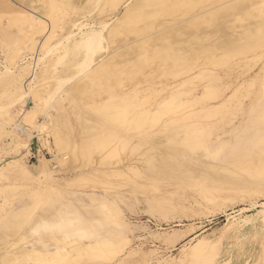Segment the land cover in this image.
I'll use <instances>...</instances> for the list:
<instances>
[{"label":"rangeland","instance_id":"rangeland-1","mask_svg":"<svg viewBox=\"0 0 264 264\" xmlns=\"http://www.w3.org/2000/svg\"><path fill=\"white\" fill-rule=\"evenodd\" d=\"M15 1L17 5H24L39 14H46L48 13V2L51 0ZM56 1L59 3L54 4L53 12L60 15H58V25L61 27L63 22L68 25H63L64 27H61L63 30L55 26L57 28L56 36L47 38L48 23H46L44 30L36 33V31H33L36 28L28 27L27 22L24 24L16 6L10 10L4 9L2 0H0V15H7L8 19L9 16L15 18V14L20 16L17 18L18 23L8 21L10 24L7 23V17L1 15L2 19L0 16L2 19L0 21V106L9 108L13 91H18L16 97L20 101V97L23 95L18 94L19 90L16 86L23 89L28 86L30 81V91L24 95L25 97H21V99L29 97V102L21 100L20 105L19 103L16 105V100L14 103L15 108L22 107L30 110L31 99L34 97L33 91L39 89L48 91L50 98L43 107L42 113L37 114L36 122H44L46 126H51L49 116H52V113L55 114L56 103L60 102L64 106H62L60 113L63 115L61 117L62 122L66 126L70 137L72 146L70 149L73 148L76 151V158H72L70 149L63 146L56 147L53 144L52 131L47 129L43 132L37 127L38 123L34 125L20 123L33 133V138L31 137L28 146L25 148L26 150L12 144L8 133L11 129L8 126L3 128L4 131L0 133V264H173L174 262V264H224L227 261L228 264H262L264 260V215L261 210L262 204H264V174L259 176L263 181L260 187L255 188L249 183L242 187L244 190L250 188L248 189L250 191L242 192L236 186L232 187L234 191H223L221 186L218 185L213 186L212 192L207 193L203 190V184L202 186H193L191 180L180 178L176 174V176L173 174L162 176L155 165L160 154L172 155L171 153L174 151L177 156H181L183 159H189L192 154L188 151L184 153L180 149L174 148L173 151L167 149L166 145L169 141H180L184 135L182 132L161 130V125L168 119L174 116L197 113L196 120L200 122L197 125L200 129L199 133L196 134L197 141H200L201 144H207L214 140L215 145H217L219 141L232 139L229 133L242 124L243 119L246 118L248 107L251 103H256V98L260 96L262 92L260 76H257L256 87L255 85L252 86L249 81L256 76V72L264 67V57L263 59L262 57L257 58L258 51H244L243 43L246 40V33L242 32V28L238 27L239 25H236L237 21L233 22L235 26L233 31L230 29L228 31L227 28L219 25L214 28L215 30L213 29V32L212 29L201 25L200 29L202 31L216 35H211L209 40L208 37L202 38L203 34L202 39L182 36L177 41L178 43L172 44L171 49L179 53L185 60L183 69H175L171 62H164L153 54V48L148 42L154 37L153 35H157L156 33L161 26L174 24L173 26L177 27L185 25L192 14L199 11L200 6L192 11L182 10L176 15H159L156 18L147 20L145 23L133 24L129 20H125L119 27L118 33L112 37H109L107 30H105V50L99 53L103 58L108 54V50L111 53L110 56H114L115 53L124 51L117 50L113 53L112 50L119 46L129 44L130 47H134L138 44V49L125 50L127 53L123 57H114L116 66L113 69L118 73H125V77L123 76L124 83L140 84L138 88L141 91L144 90L143 95H138V98L132 99L138 105L135 110L151 109V114L160 110H163V112L159 115L156 124H133L131 126L132 130L129 131L128 135L130 136L128 139L131 138L130 141H132L131 147L128 145L126 148H122L121 145L111 144V146H107V149H105L106 147L104 149L98 148L97 151V147H94L92 143L84 145L85 139L91 135L90 130L95 131L96 125L88 115H85L86 113H83L85 111L81 112L80 108L76 109V107H81V110L86 108L88 110L93 105L101 104L108 107L109 102L105 100L106 95L103 93V89L96 86L98 90H94L93 84H91L92 91L87 92L88 95L85 92L78 104L71 103L68 100L62 101L66 91L70 89L77 90L79 83L86 81L88 72H86V67L80 69L82 71L74 70L72 65L79 61L82 55L76 54L74 58L71 57L73 53L63 56L61 46L79 34V31L81 33L82 28L84 31L90 29V26L100 29L103 22V24L112 23L113 20L121 16L126 3L130 1L133 3L137 0H113L119 12L118 16L106 12L105 4L108 0H93L95 2L79 0L80 3L78 0H70L71 2H68L70 4L67 3L69 0ZM142 1L144 0H139V2ZM211 2H214V0L205 1L201 6ZM56 4H59V6L57 5V7ZM68 5H71L70 7L74 9L70 8L72 10L70 11ZM90 6H93L92 9ZM81 7L86 12H83ZM97 7H99V10L96 9ZM142 11L146 12L147 9L143 7ZM70 12L72 15H69ZM256 14L257 10H254L251 18L254 19ZM56 15V19L53 18L55 24L52 22L54 25L57 24ZM60 18L62 19L61 25L59 24ZM243 18L247 19L246 16ZM251 18L249 16L248 21H253ZM74 19L83 21V25L72 27L73 32L66 35L69 21ZM164 21L167 23L161 25ZM248 29H250V32L255 31L253 25H250ZM56 44H58L57 47ZM37 45H39V49ZM190 45L196 48L197 51H191L189 49ZM203 46H208V53L211 54L210 64L205 66L198 62L199 64L195 66V58L192 57H196ZM149 47L151 49H148ZM47 48L50 50H47ZM251 56L252 60H249L246 66L240 65L242 61L250 59ZM33 57H37V59ZM257 59L261 62H258ZM38 60L40 63L37 62ZM33 62H37L36 65ZM65 63L68 67L65 66ZM43 73L46 75L45 78ZM125 78L132 79L126 81ZM59 80L61 83L64 82L65 86H61ZM183 80H186L185 85L182 87L184 89L177 87ZM21 81L22 83H20ZM109 84L114 93L121 95L125 90L126 93L133 96L130 85L118 87L113 81ZM245 84L248 86L245 87ZM239 87L241 88L239 92H236L234 100L237 102L238 99L242 102L243 112L232 111L230 113L225 108V110H222L223 112L220 110L219 114L213 116H208L204 112L199 113V110L207 106L220 105ZM170 88L177 97L173 101L174 103L178 101L185 102V105L178 109L175 114L165 112L163 105L157 106L159 102L168 99ZM215 89L216 91H214ZM208 96L210 100L209 98L203 100L204 97ZM235 101L233 103H236ZM193 102L194 106L192 105ZM262 107L264 109V105ZM51 109L54 112L50 113ZM226 113L229 115L227 116ZM220 118L225 119V121H221ZM89 122L93 126L90 124L89 129H87ZM79 123L80 125H78ZM85 127L89 134L84 131ZM250 128V132H252L255 131L256 127L250 126ZM145 129L146 132L150 133L149 140L147 138L146 141L150 142H145L143 146L138 136ZM200 132L202 133L200 134ZM207 134L211 136L206 137ZM20 136L23 137L24 135L20 134ZM39 137L48 140L49 143L46 144L45 141L39 143ZM89 144L92 145V151H90ZM83 145L84 149L82 148ZM87 146L90 150L87 149ZM115 146L117 151H114ZM48 147L50 148L48 149ZM21 150L25 151L22 152ZM87 151L90 152V155ZM95 151H97V154ZM201 151L202 149H199L193 151V153L202 155ZM234 151L232 148H227L222 152L223 155L220 154L221 156L206 160L207 164L210 165L209 168L212 167L206 173L205 179L207 181L214 180V175L218 173L226 177L223 180L226 184L225 181L231 180L240 173V170L244 167L242 165H246L250 158L243 156L246 159L244 162L243 158L241 160L240 156L236 155L238 151L235 149ZM111 152L114 153L113 157L115 155L118 160L110 157L112 160L110 164L107 157L112 154ZM225 152L226 154H224ZM232 152H234V155ZM227 154L229 156H226ZM62 155L68 158L67 163L58 165L59 156L62 157ZM88 155L89 157H87ZM224 155L229 159H226ZM17 157L20 158L19 162L21 163L16 164V166L14 162H17ZM221 157L224 158V163ZM38 158L44 159L49 164L47 174L42 168L33 167ZM234 159L241 164L233 163ZM234 167L236 168L232 169ZM14 169L21 171L22 175L30 178L31 182L22 180L21 177L18 182L11 184L4 181L2 175L10 173ZM226 175H228V178ZM251 187H253V191ZM209 196L212 200H206ZM110 204L113 206H109ZM109 207L112 209H109ZM173 232L176 233L175 236L167 239L168 234H173ZM183 251H186L187 258H183ZM191 255H193L192 258ZM228 258H231V261ZM170 260L174 261L171 262Z\"/></svg>","mask_w":264,"mask_h":264},{"label":"bare ground","instance_id":"bare-ground-1","mask_svg":"<svg viewBox=\"0 0 264 264\" xmlns=\"http://www.w3.org/2000/svg\"><path fill=\"white\" fill-rule=\"evenodd\" d=\"M71 1L69 0V1H67V3L68 2H71ZM91 1H93V0H91ZM205 1H209V0H144L142 2H139V0H137V1H134L133 3H132V1H130V2L128 1L129 3H126L125 4L124 9H123V12L121 13V16L120 17H117L115 20H113L112 23L110 22V24H108V23L107 24H103L104 23L103 22L101 24V26H100L101 27L100 29H96L97 27L96 28H92V26H90V29H87V30L84 31L83 28H82L81 33L79 31V34L76 33L77 34L76 36H74L73 38H71L70 40H68L64 45L61 46V48H62V51L61 52H63V56H68V55H70V54L73 53L74 55L72 54L71 57L73 56V58H74L76 56V54L77 55H79V54L82 55V58L79 61L75 62L72 65V67H73L74 70L77 69V71H78V70H80L82 68L85 69V67H86L87 68L86 69V72H88V75L86 77V81H82L81 83H79V86L77 87V90L70 89L69 91H66L65 92V97H64V94L62 93L63 94V97H64L62 99V101L63 100L64 101L65 100H68L71 103H77L78 104V102H80L79 101L80 98H82V95L85 92H86L85 94H87V92L92 91L91 89H93V88H91L92 87L91 84H93V86L95 87L94 90L97 89V87L99 89H103V91H104L103 93H105V95H106L105 100H108V102H109L108 107H106V105H104V104L97 105V106L96 105H93L91 108L88 107V108H90L88 110H87V108L81 110V107H76V109L77 108H80V111L81 112L82 111H85L83 113H86L85 115H88L92 119V121L94 122V124L96 125V130L95 131L94 130L93 131L90 130L91 135L88 136L85 139L84 145H88V143H92V145H94V147H97L96 150L98 148L104 149L105 147H106L105 149H107V146L108 145L111 146V144L121 145L122 148H126L128 145L131 147V145H130L132 143V141H130L131 138L128 139V137H130V136H128L129 135V131L132 130L131 126L133 124H135V125H138V124H146V123H148L150 125H152L154 123L156 124V122L158 121L159 115L163 112V110H160V111H157V112L151 114V112H152L151 109L150 110L149 109L135 110V108L138 107V105H136L135 102L132 101V99L136 98L138 95H141V94L143 95L144 90L141 91V89L138 88V85H140V84H136V83H133V82H130V84L124 83L123 82V79H124L123 76L125 77V73L124 72H119L118 73V72H116V71L113 70L114 67L116 66V64L114 63L115 62L114 61L115 60L114 57H116V56L123 57L124 55H126L127 51H129V50H131L133 48L134 49L135 48L138 49V44L135 45L134 47H130L129 44H127V45L125 44V45L119 46L116 49L114 48L115 50H112L113 53H115L117 50H124L123 52L115 53L114 56L113 55L110 56L111 53H109V50H108V54L104 58L101 55H99V53H101L102 51L105 50L104 42L106 41V37L104 35V31L107 30L108 36L109 37H112L114 34L118 33L119 27L123 24V22L125 20H129L130 23H133V24L145 23L147 20L156 18L159 15H165V16H168V15L170 16V15H173V14L176 15L178 12L180 13V11H182V10H184V11H192L196 7L200 6L199 11L198 12L195 11V13L192 14L190 20L185 25L177 26V27L176 26H173L174 24L173 25L161 26L160 30L156 33L157 35H153L154 37H152L149 40V42H148V44H150L152 46L154 53L152 51L151 52L153 54H155L157 57H159L160 59H162L164 62H168V61L171 62L172 66H174L173 68H175V69H183V67L185 65V60H184V58L182 56H180L179 53L174 52L171 49L172 44H176V42L182 36H187V38H201L202 37V34H203L204 36L202 38H204V37L207 38L208 37V40H209V37L211 35H213V34H211V32H207V31L204 32V31H202V29H200V26L201 25L202 26L204 25L206 28L208 27V28H210L212 30L215 27L221 25L222 27L227 28L226 30L230 29V30L233 31V27H235L233 22L234 21H237V24L236 25L237 26L239 25L238 27L239 28H242V32L246 33V40L243 43L244 51L245 52L258 51L257 58L260 59V57H262V59H263V57H264V31L262 33V30H264V0H214V2H211L210 4H206V5L201 6L202 3L205 2ZM56 2H57L56 0H55V2H53V0H51L50 2H48V5H49L48 8H47L48 9V13H46V14H42V13L39 14L36 11H33V9H31L29 7H26V6L20 5V4L17 5V2L15 0H2V3L4 5V9H9L10 10V9L14 8V6H16L18 8V11L17 12L21 15V18L24 21V24H26L25 22H27L28 23V27H31V28L34 27V28H36V29L33 28L34 29L33 31H36V33L44 30L46 23H48V25H47V28H48V37L47 38H53L54 36H56V34H57V30L56 29L57 28H55V26H58V29L60 28V30H61L62 29L61 27L63 25H66L67 24V23L64 24L65 22H63V25L61 27H59V25H58V18H59L58 15L59 14L56 15V13L53 12V9L55 8L54 7V4ZM64 2H66V1H64ZM93 2H95V1H93ZM57 3H59V2H57ZM79 3H80V1H79ZM68 4H70V3H68ZM94 4L96 5V3H94ZM57 5L59 6V4H56V6ZM105 5H106V7H105L106 12L111 13L114 16H118L119 15V12L116 9V5H115V2L113 0H108V2H106ZM70 6L71 5H68V7H69L68 9L69 10H70V8L71 9H74V8H72ZM84 6H86V4H84ZM90 7L92 9L93 6H90ZM99 7H97L96 9H98ZM143 7L147 9L146 12L145 11H142ZM254 10H257V14H256L255 18L253 19L251 17H252V12ZM70 11H72V10H70ZM61 12H63V11H61ZM83 12H86V11L83 9ZM58 13H60V12L58 11ZM78 14H79V12H78ZM88 14L90 15V12ZM1 15H3V14H1ZM55 15L57 16V24L56 25H54L55 24L54 19H56L55 18ZM69 15H72L71 12H70ZM178 15H180V14H178ZM4 16L5 15H3V17ZM245 16H246L247 19L243 18ZM249 16H250L251 19H253V21H248ZM1 17H0V21H2V19H3V17H2V19H1ZM5 17H7V15ZM14 17L15 18L9 16V19L7 17V23H9V22L10 23H12V22L13 23H15V22L18 23L17 22V18H19L20 16H18L17 14H15ZM61 18H63V17H61ZM61 18L59 19V21H60L59 24L60 25H61V21H62ZM19 21H20V19H19ZM23 21H22V23H23ZM165 22L166 21H164L163 23H161V25H164V24L167 23V22L166 23ZM50 23H51V25H50ZM82 23H83V21H80V20H77V19H74V20L69 21V27H68V31L66 32V35L73 32L71 30L72 27L81 26V25H83ZM250 25H253L255 27V31L254 32H250V29H248V27H250ZM15 26H16V24H15ZM17 26H18V24H17ZM22 27H23V25H22ZM98 27H99V25H98ZM19 29H20V27H19ZM21 30H19V31L20 32H24V31H21ZM214 30H213V32H214ZM239 30H241V29H239ZM239 30H237V31H239ZM60 32H62V31H60ZM46 34H45V36H46ZM71 36H72V34H71ZM213 36H216V35H213ZM184 39H183V41H184ZM221 42L223 43V41H221ZM225 43H227V42H225ZM57 45L58 44H56V47H57ZM38 46L39 45H37V48H38ZM209 47H211V46H209ZM148 49H151V48L149 47ZM189 49L191 51H197V49L196 48H193L191 45H190ZM47 50H50V49L47 48ZM125 50H127V51H125ZM200 50L201 51L198 54H196V57L194 55H193L194 57H192L193 59L195 58V60H194L195 61V63H194L195 66H196V64L198 65L199 63H201L202 65H205V66L206 65H209L210 64V61H211V58H210V55L211 54L208 53V46H203V47H201ZM51 51H53V50H51ZM136 52H138V51H136ZM46 53H48V51H46ZM42 55H43V52H42ZM252 56L250 57V59H247V60L242 61V63L240 65L241 66H244V65L246 66L247 63H248V61L249 60H252ZM37 57H35V58L33 57V58L34 59H37ZM71 57L69 56V59ZM132 58H134V57H132ZM67 59H68V57H67ZM129 60H130V58H129ZM240 60H242V59H240ZM145 61H146V59H145ZM253 61H254V59H253ZM259 61L260 60H258V62ZM37 62L40 63L39 60ZM54 62L56 63V61H54ZM128 62H131V61H128ZM36 63L33 62V64H35V65H36ZM55 63H53V64L55 65ZM66 63H65V66L68 67V65H66ZM53 64H52V66H54ZM69 65H71V64H69ZM46 68H47V65H46ZM52 69H53V67H52ZM203 70H207V69H203ZM25 71L26 70L24 69V73H25ZM80 71H82V70H80ZM30 72H31V70H30ZM45 73L47 74V72H45ZM256 73L257 74L254 77H252V75H251L252 78L251 79L249 78L250 79L249 83H251L252 86L255 85L256 84V81H257V76H260V79H261L260 85L262 87V92H261L260 96H258L256 98V103H251V105L248 107L246 118L243 119L241 117L243 119L242 124L240 126H238V127H235L229 133L232 136V139H230L229 141H219V143L217 145H215L214 140L212 142H208L207 144H205L204 142H203L204 144H201L200 141H197L198 140L197 139L198 137H197L196 134L199 133V130H200L198 128V126H197L200 123L198 120H196L197 113H189L188 115H185V116L184 115L183 116H174V117L168 119L166 122H164L163 125H161L160 129L161 130L163 129L166 132L167 131H175V132H182L184 134L183 135V138L182 139L180 138L181 139L180 141H169L167 143V145H166V147H167L168 150L173 151V149L175 148L177 150L178 149L182 150L184 153L187 152V151L192 153L190 155V158L189 159H183V158H181V156H177V153H175L174 151H173V153H171L172 155L160 154L159 155L158 162L155 165L158 168V170H159V172L161 173L162 176H165L167 174H171V175L172 174L173 175L176 174V175H179L178 177H180V178L191 180V185H193V186H202V184H203L204 185L203 190L204 191H207V193L212 192L213 186H218V185L221 186V189L223 191H234L232 189V187L233 186H236L237 188H239L238 190H240L242 192L243 191L244 192L250 191V190H248L250 188H248L247 186L246 187L248 189H245L244 190V188H242V187H244V185H247V183H249L251 186H254L255 188L256 187H260L262 185V182L263 181H261V179L259 178V176L264 174V109L262 107L264 105V67L261 70H259V72H256ZM74 74H73V76H74ZM45 76L46 75L44 74V78H45ZM76 76H78V75H76ZM228 76H230V75H228ZM38 77H41V76H38ZM131 79L132 78H130V79H126L125 78L126 81H131ZM29 80H30V78H29ZM67 80H68V78H67ZM67 80L65 81L66 84H67ZM186 80L185 81L183 80L181 83H179L177 87L182 88L185 85ZM227 80H229V79H227ZM111 81H113V83L116 84V86H118V87H123L124 85H130L131 86V91L133 93V96H132V94L129 95L128 93H126L125 90L124 91L121 90V91H123L121 93V95L120 94L118 95V94L114 93L111 90V86L109 84ZM30 82H29V84H30ZM20 83H22V81ZM59 83H60L61 86L64 85L63 84L64 82L61 83L60 80H59ZM245 83H247V82H245ZM29 84H28L27 87H24L23 89H21V88H19V87L16 86V88L19 90V93L18 94L20 96L21 95L24 96V95H26V93L28 91H30ZM247 84H245L246 85L245 87L248 86ZM60 85L58 84L59 87H60ZM89 87H90V89H89ZM255 87H256V85H255ZM64 88L67 89L66 87H64ZM240 88L241 87H239L238 89L236 88L237 90L234 89L235 90V93H233L232 95L228 96L225 99V101L223 103H221L220 105H217V106H214V107L213 106L212 107H208L206 105L207 107H205V108H203L201 110H199L197 108L199 110V113L200 112H204L208 116H213L215 114H219V111L220 110L222 111L223 109L225 110V108L228 109V112H230V113L232 111L243 112L242 102H240V100H238V99H237V102L234 100L235 97H236V92H239ZM125 89H126V87H125ZM182 89H184V88H182ZM190 89H189V91H190ZM242 89H245V88H242ZM214 91H216V89ZM15 92L16 91H13L12 92L11 100H10L9 108L8 109L0 106V133H1V131H4L3 128H5L6 126H8L11 129L8 132L9 133V137L11 138V143L12 144H15V146H19V147H22L23 149H25L28 146V144H29V142L31 140V137L33 138V133L31 131H29L27 128H25L24 126H22L20 123L22 122V123L28 124V125H34V124L38 123V122H36L37 114L38 113H42V109L46 105L48 99L50 98V95H49L48 91H46V90H40L39 89V90L33 91L32 94L34 95V97H33V99H31L32 100L31 101L32 105H31V108L29 110L27 108H22V107L21 108H15L14 103L16 102V100H17L16 105L18 103L20 105L21 100H25V101L27 100L29 102V97H26L25 99L24 98L21 99V97H23V96H21L20 97V101H18L19 98L17 99V97H16L18 91L16 93ZM53 92H54V90H53ZM29 93H31V92H29ZM209 93H211V92L209 91ZM242 93H244V92H242ZM242 93H240V94H242ZM61 95H59V96H61ZM30 97H31V95H30ZM85 97H87V96L85 95ZM175 98H177V97L175 96V93L172 91V88H170V93H169L168 99H164L162 102H159L157 106L163 105V108L166 110L165 112H169V113H174L175 114L176 112H178V109L182 108L185 105V102H181V101H178V102L174 103L173 101L175 100ZM205 98H209V96L208 97H204L203 100ZM211 98H212V96H211ZM239 99H240V97H239ZM241 99L243 101V97ZM54 100H55V98H54ZM209 100H210V98H209ZM234 101L236 103H233ZM194 102L192 103V105L194 104ZM200 102H201V99H200ZM211 102H213V101L211 100ZM195 103H197V102H195ZM22 104H24V103H22ZM25 104H26V102H25ZM56 104H57V106H55L56 109H54L55 110V114L53 115V113H52V116H49V118L51 119V121H50L51 122V126H46L44 124V122H42V123H38V126L37 127H39L43 132L45 130H47V129L48 130L50 129L52 131V133H53L52 134V140H53V144L56 147L63 146L64 148L70 149V147H72L71 146V143H70V137H69V134L67 132L66 126L62 122V118L61 117L63 115L60 113V110L62 109V106L63 105H61L60 102L59 103H56ZM76 106H78V105H76ZM83 108H85V107H83ZM54 110L51 109L49 112L50 113L51 112H54ZM226 115H227V113H226ZM230 116L232 117V115H230ZM64 117H65V115H64ZM220 120L221 121L222 120L225 121V119H221V118H220ZM201 123H204V122H201ZM90 124H92V123L89 122L87 129H89ZM209 124H211V123H209ZM222 124H223V122H222ZM78 125H80V123ZM92 126H93V124H92ZM250 126L251 127L255 126L256 127L255 128V131L250 132V129H251ZM201 128H203V127H201ZM83 129H84V127H83ZM160 129H159V132H160ZM84 131L88 133V131H86V127H85V130ZM141 132L142 133H139V136L138 137H139V141L141 143H143L142 145L144 146V143L145 142H150V141H146V139L149 137L150 133L146 132V129H145V131L143 130ZM87 133H86V135H87ZM201 133L202 132H200V134ZM20 134H23L24 136L22 137V136H20ZM223 135H225V134H223ZM208 136H211V135L210 134H207L206 137H208ZM147 140H149V138ZM44 141L46 142V144L49 143L48 140H44L43 138H40V137L38 138V142L39 143H43ZM84 145L82 146V148L84 147ZM145 145H147V144H145ZM89 146H90V144H89ZM153 146H154V144H153ZM49 148L50 147H48V149ZM79 148H81V147H79ZM227 148H232L233 151H234V149L236 151H238L239 153L237 152L236 155L238 154V156H240L239 158L241 160H242L243 156L245 158H246V156H248L247 158H250V161H248V163L246 165H244V164L242 165L244 167L240 170V173L239 174L235 175L231 180L225 181V182L228 183V185H226L227 183L225 184L223 182V180H225L226 177L224 175L218 174L217 172H216L217 174L214 175V178H215L214 180L207 181L205 179L206 173L212 167L209 168L210 165L207 164L208 162H206V160H208L209 158H214V157L216 158L218 156H221L220 154L223 155L222 152L224 150H226ZM87 149L90 150L89 147ZM199 149H202V151H201L202 152V155H199L197 153H193V151L199 150ZM79 150L81 151V149H79ZM79 150H77V151H79ZM129 150H128V152H129ZM4 151H6V150H4ZM24 151H22V152H24ZM90 151H92V147H91V150ZM97 151H95L96 154H97ZM100 151H103V150H100ZM114 151H117V147L116 146L114 148ZM230 151H231V149H230ZM70 152H71V157L74 158L75 155H76L75 154V152H76L75 149H73V148L70 149ZM234 152H232L233 155H234ZM79 153H81V152H79ZM87 153H88V151H87ZM111 153L112 154H110V156L108 155V157H107V159L109 158V160H110V164H111V161H112L110 157H113V154H114L113 152H111ZM119 153H120V151H119ZM224 154H226V152ZM89 155L87 157H89ZM241 155H242V157H241ZM226 156H229V155L227 154ZM231 156L232 155L230 154V157ZM59 157L60 158L58 159L59 160L58 161V165L59 164L65 165V163H67L68 158L65 155H62V157L61 156H59ZM113 158H114V160H116V159L118 160L117 157L115 158V155H114ZM227 158L228 157H226V159ZM245 158H243L244 162L246 160ZM16 159H17V162H14V164L15 165L16 164L19 165V163H21V162H19L20 161V158L18 159V157H17ZM155 160H156V158H155ZM221 160L223 162L224 161V158H222ZM235 160L236 159H234V162L233 163L237 162V160L236 161ZM228 162H227V164H228ZM237 163H240V162L238 161ZM48 165L49 164L47 162H45L44 159L38 158L37 161H36V163H35V165L33 167L34 168H42V170L45 172V174H47L48 173ZM222 165H224V164H222ZM54 168H56V167H54ZM227 168H230V167H227ZM235 168L236 167H234L232 169H235ZM237 168H238V166H237ZM239 168H240V166H239ZM22 174L23 173H21V171H18V170H15L14 169L10 173H6V174L4 173L2 175V179L4 181H6L7 183H9V184L18 182L19 179H20V177L22 178V180L30 181V178H28L27 176L22 175ZM226 176L228 178V175H226ZM252 188L253 187H251V190H252ZM257 189H259V188H257ZM263 191H264V189H263ZM257 192H262V191H257ZM209 199L212 200L210 196L206 198V200H209ZM239 199H241V198H239ZM109 206H111V204ZM100 207H103V206H100ZM109 209H112V208L109 207ZM261 213L264 215V204H262ZM175 234L176 233H174V232H173V234L172 233L171 234H168V238L167 239L174 237ZM182 256H183V258H187L186 251H183V255ZM190 257L192 258L193 255H191ZM228 259L231 261V258H228ZM172 261H174V260H172ZM228 263L229 262L227 261L224 264H228ZM170 264H172V263H170ZM247 264H250V263H247ZM262 264H264V260L262 261Z\"/></svg>","mask_w":264,"mask_h":264}]
</instances>
